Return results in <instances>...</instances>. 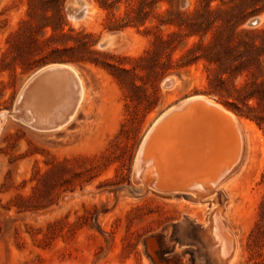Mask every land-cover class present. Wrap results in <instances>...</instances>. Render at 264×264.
I'll return each mask as SVG.
<instances>
[{
    "label": "rangeland",
    "instance_id": "374dc122",
    "mask_svg": "<svg viewBox=\"0 0 264 264\" xmlns=\"http://www.w3.org/2000/svg\"><path fill=\"white\" fill-rule=\"evenodd\" d=\"M88 1L94 13L77 23L64 1V28L97 53L41 64L54 42L44 45L52 30L39 28L41 7L30 14L39 0H0V264H264V124L216 94L253 81L243 74L222 85L218 59L239 45L240 29L264 30V0ZM239 6L248 20L236 31ZM32 30L40 48L28 41ZM107 32L122 34V48L98 47ZM54 63L77 69L86 100L67 125L44 131L14 110L29 77ZM194 97L236 123L224 129L233 152L212 170L175 148L191 147L187 124L212 123L198 111L166 122L142 149L159 119ZM178 129L183 145L171 134Z\"/></svg>",
    "mask_w": 264,
    "mask_h": 264
},
{
    "label": "trees",
    "instance_id": "16d2710c",
    "mask_svg": "<svg viewBox=\"0 0 264 264\" xmlns=\"http://www.w3.org/2000/svg\"><path fill=\"white\" fill-rule=\"evenodd\" d=\"M64 1L65 0H39V3L35 4V2H30L29 4L31 16L34 12L33 10L38 6L44 11L42 20H45V24L39 26L41 31L46 33L48 28L52 30L51 35L43 41L45 46L48 45V43L53 44L54 42V45H51L52 52L39 59L41 64H47L48 62L78 64L89 60V58H87L88 54L97 53L93 49L95 45L94 41L87 42L82 39L77 41L73 38L80 36L82 33L74 34L72 30H70V32L65 30ZM44 5H50L51 7L44 8ZM242 5L243 4H240V6ZM239 10L241 12V17L237 23L236 31L248 20V17H244L245 11H242V7H240ZM34 14H36V12H34ZM178 14L182 15L180 13ZM52 20H57V25L52 23ZM33 32L35 31H30V34L27 36L28 41L36 43V47L40 48V44L37 43L38 41ZM238 33L240 35L239 45L234 48L231 45H226L223 53L220 54L218 59V62H220V83L222 85L227 83L225 77L236 78L243 74H250L253 77V81H251V84L247 83L245 85L233 84L231 86L232 92H230L229 89H224L226 92L224 94V90L221 89L216 92V94L220 96V101L222 100L221 102L239 117L255 120L261 126L264 124V119L256 117V114L264 111V30L240 29ZM83 35L89 38L93 37L91 33H85ZM234 35H236L234 32L229 35L227 39L228 44L232 42ZM68 38H71L69 40L72 41H65L61 43V47H59L58 40ZM167 43L168 42H162V45H166ZM8 44L10 48H13L10 41H8ZM122 71L131 73L132 69L122 68ZM134 87H136V85H134Z\"/></svg>",
    "mask_w": 264,
    "mask_h": 264
},
{
    "label": "bare ground",
    "instance_id": "6f19581e",
    "mask_svg": "<svg viewBox=\"0 0 264 264\" xmlns=\"http://www.w3.org/2000/svg\"><path fill=\"white\" fill-rule=\"evenodd\" d=\"M93 13H94V9L93 8L90 9V4L88 2L86 5V16L84 17L83 20H87V18L90 17ZM73 20L76 23L79 22V21H76L75 19H73ZM83 20H81V21H83ZM120 44L121 43H118L116 45H112L111 49H113L116 46H118L117 49L122 48L121 46H119ZM43 87L45 88V91L40 94L41 95L39 97L40 99L35 106V108L37 110H53V111L59 110V112H60L63 110L64 106H69L71 104L72 98L74 97L73 89H70L69 91L66 90L67 92L64 91L66 88H70V87H68V86L67 87L62 86L63 88L62 87L58 88L57 86H53V88L46 87V86H43ZM83 99L86 100V89L84 88L82 80L80 78L79 105L75 109L74 115H76V113L78 112ZM202 101H204V102H202ZM192 111L201 112L202 114L206 115L207 118H210L212 120V123L208 124V126H204L203 124L197 123V124H199V126L197 128H194V129H192L191 127H187L188 126V124H187L182 130L188 135L187 136L188 138L185 139V141L183 140L184 142L181 141V130L178 129V131H179V132H177L178 134L176 133V130L174 131V133L172 132L171 134H175V136H173V137H176V140H177L176 144L179 141V143L183 142L184 147H185V144L191 146L189 149L184 150L181 148V146L179 148V145H178V146H175L176 151L180 155H183V156L184 155L186 156L188 153L191 160L196 161V165L198 167H195V168H201L204 171H206L207 169L212 170L214 167H216V165L219 163V161H220V163H222L221 158H223V156L226 155V152H228V151H230L232 153L233 148L235 147L231 135L229 134L227 136L224 133V132H226L224 129L226 127L227 129L232 128L235 130V124L236 123L234 122V119L232 118V116L221 105H218L213 100L207 99L205 97L190 98L187 101H185L184 103H182L178 106H175L172 109H170L169 111H167L159 119L158 123L154 126V128H153L154 130L152 129L153 132L150 135H148L149 137L147 136L148 139L146 137V139L144 140V142L142 144V149L144 148V146L146 145L147 142H150L149 141L150 137L158 129L162 130V128H160L162 125H164L166 122H169L170 120H172L176 116H180V115L192 112ZM43 112H45V111H43ZM224 114L227 115L229 118L224 116ZM3 117L4 116H2V118ZM44 119H46V117H44ZM191 120L196 123V120H194L192 118H191ZM182 122H188V121H187V119H185ZM191 125H193V124H191ZM169 132H171V131H169ZM167 133H168V131H167ZM217 134H220L219 138H218ZM172 148H174V147H172ZM226 158H228V157H226ZM167 164H169L171 166V168H173V164H171L170 162H168ZM192 164L195 165L194 163H192ZM156 169H158V168H156ZM159 173H160V175H162L165 173V171L162 173L161 168H160ZM197 188H200V186H198ZM223 246H222V248H223Z\"/></svg>",
    "mask_w": 264,
    "mask_h": 264
},
{
    "label": "water",
    "instance_id": "95a60500",
    "mask_svg": "<svg viewBox=\"0 0 264 264\" xmlns=\"http://www.w3.org/2000/svg\"><path fill=\"white\" fill-rule=\"evenodd\" d=\"M88 2V0H68L70 17L76 21L83 20L86 16V5ZM256 24L257 22H252V25ZM122 40L123 36L121 33L107 32L99 39L98 47L103 50H110L112 45L122 43ZM171 84V81L168 82V85ZM43 86L50 88H53V86L58 88L62 86L70 87L64 91L73 89L74 97L71 104L64 106L60 112L59 110H37L35 106L40 99V94L45 91ZM79 94L80 75L74 66L66 63L46 65L32 74L22 88L17 99V107L14 110L15 112L17 111L15 116L20 117L24 122L36 129L44 131L58 130L74 118L75 109L79 105ZM224 116L229 118L225 114Z\"/></svg>",
    "mask_w": 264,
    "mask_h": 264
}]
</instances>
